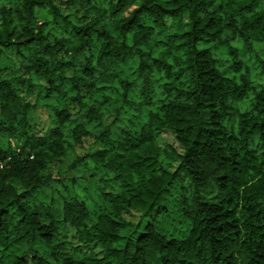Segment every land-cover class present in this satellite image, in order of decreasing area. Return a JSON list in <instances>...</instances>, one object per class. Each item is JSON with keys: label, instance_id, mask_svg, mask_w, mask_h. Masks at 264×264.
I'll use <instances>...</instances> for the list:
<instances>
[{"label": "trees", "instance_id": "1", "mask_svg": "<svg viewBox=\"0 0 264 264\" xmlns=\"http://www.w3.org/2000/svg\"><path fill=\"white\" fill-rule=\"evenodd\" d=\"M0 138V264H264V0H0Z\"/></svg>", "mask_w": 264, "mask_h": 264}, {"label": "rangeland", "instance_id": "2", "mask_svg": "<svg viewBox=\"0 0 264 264\" xmlns=\"http://www.w3.org/2000/svg\"><path fill=\"white\" fill-rule=\"evenodd\" d=\"M4 63L6 64V62H4ZM6 66H8V65L6 64ZM41 119H42L43 122H46L47 121V116L42 114L41 115ZM164 137L168 139L169 143H171V144L174 143V139L171 136H164ZM0 143L5 147L8 144V140L5 139V138H0ZM82 175H84V172H78V173L75 174L76 177H81ZM137 218H138L137 216H133V217H129L128 216V219L134 220V221H136Z\"/></svg>", "mask_w": 264, "mask_h": 264}]
</instances>
